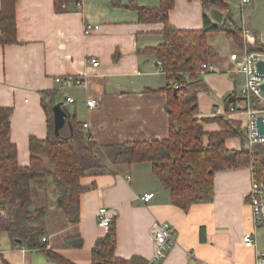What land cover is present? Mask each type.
<instances>
[{"label": "crops", "instance_id": "crops-1", "mask_svg": "<svg viewBox=\"0 0 264 264\" xmlns=\"http://www.w3.org/2000/svg\"><path fill=\"white\" fill-rule=\"evenodd\" d=\"M132 0H18L16 3L17 43L0 45V106L10 107V136L18 152V163L28 165V137L44 138L46 114L41 93H56L69 114L75 115L100 145L161 140L168 136L166 85L157 59L142 50L161 43L163 24L140 23ZM138 6L157 7L159 0H134ZM204 7L201 0H175L168 21L179 29H200ZM90 25L89 32L84 28ZM214 32L208 33V35ZM224 34L223 32H221ZM228 38V37H227ZM229 52L210 59L215 71L202 73L208 91L198 93L197 118L224 116L245 122L243 113H229L227 104L239 88L243 75L230 72ZM90 57L98 61L90 65ZM81 76L87 88L67 86L57 76ZM73 102L64 101V97ZM88 98L98 106L89 109ZM227 98H229L227 100ZM205 131L218 129L215 121L203 125ZM225 145L242 147L239 137H229ZM79 198L80 221L69 226L62 213L50 205L47 183L32 181L46 199L42 225L53 251L75 264H90L91 249L106 234L99 225L98 210L105 207L115 219V255L123 259L143 258L147 264H253L255 250L245 247L242 235L251 230L246 194L250 187L248 167L228 168L214 173V195L210 201L194 203L187 211L171 204L168 189L152 173L149 162L114 166L113 171L86 175ZM152 193L147 201L142 195ZM48 197V198H47ZM48 199V200H47ZM32 207V205H31ZM33 209V208H31ZM174 228V243L154 259L156 247L151 236L154 222ZM80 234L81 248L67 244V237ZM0 264H52L44 253L14 245L0 233Z\"/></svg>", "mask_w": 264, "mask_h": 264}, {"label": "trees", "instance_id": "trees-1", "mask_svg": "<svg viewBox=\"0 0 264 264\" xmlns=\"http://www.w3.org/2000/svg\"><path fill=\"white\" fill-rule=\"evenodd\" d=\"M17 1L0 0V45L17 43ZM110 1L115 6L120 5V0ZM174 1L159 0L157 7H149L138 6L132 0L129 5L137 10L140 23L163 24L161 43L143 49L142 53L153 55L165 75L166 85L160 90L167 95V138L100 145L82 131L75 115L69 113L71 132L65 125L57 137L53 134L51 111L56 93L43 91L40 100L46 114L47 134L44 138L28 137L29 163L20 165L16 145L10 136L12 109L0 106V233H5L14 245L40 251L52 264H75L53 251L48 241L42 242L45 228L41 222L47 206L31 209L32 181L49 184L50 205L62 213L67 225L76 226L80 221L79 198L85 189L81 179L86 175L111 172L114 166L149 162L152 173L168 189L171 204L187 211L194 203L212 199L215 172L249 166L251 154L238 121L224 116L196 117L198 93L208 91L199 65L216 55L207 41V34L223 32L238 47H243L242 28L229 13L218 26L203 16L200 29L176 28L168 21ZM201 2L204 9L213 4L221 11H229L225 0ZM60 4L61 0H54L57 12L62 10ZM248 49L264 50V46L256 43ZM210 121L217 122V130H204L203 125ZM229 137H239L242 147L239 150L228 148L225 140ZM257 166H264L263 156ZM66 240L73 248L83 245L80 234L68 236ZM115 247L116 226L115 219L111 218L106 234L91 249L90 264H147L141 257L123 259L116 256Z\"/></svg>", "mask_w": 264, "mask_h": 264}, {"label": "built area", "instance_id": "built-area-1", "mask_svg": "<svg viewBox=\"0 0 264 264\" xmlns=\"http://www.w3.org/2000/svg\"><path fill=\"white\" fill-rule=\"evenodd\" d=\"M250 0H240L241 12L244 6ZM90 25L84 28L85 33L89 32ZM244 37L243 47H238L229 55L230 72L232 74L243 75V80L239 88L233 93L232 99L227 104L229 113H243L245 122L240 126L246 147L251 154L250 164V187L246 194V202L250 209V218L252 228L242 235V243L245 247L256 248L257 237L256 230L259 227L264 228V166H257V161L260 156L264 158V134L258 133L257 120L262 119V127L264 129V90L260 87L264 84V71L258 72L256 64L259 61L264 62V50H249V46L260 43L264 46V37H257L247 29H242ZM92 67H97L98 61L95 58L89 59ZM160 65V62H158ZM200 69L204 73L215 71V67L210 61L203 62ZM84 75L81 76H57L55 81L62 88L67 86H82L87 88L88 84ZM174 83V82H173ZM64 101L73 102V98L65 96ZM86 105L89 109L98 106V101L95 98H88ZM87 123H83L82 127L86 128ZM152 193L142 195L141 199L147 201L152 197ZM97 219L100 226L108 230L111 217L108 216V211L105 207H101L97 213ZM151 236L156 247L154 259H159L163 256V250L168 249L174 243V228L167 222L156 221L151 226ZM42 242L48 241L46 237L41 238ZM201 264H209L202 262ZM253 264H264V249L255 250Z\"/></svg>", "mask_w": 264, "mask_h": 264}, {"label": "rangeland", "instance_id": "rangeland-1", "mask_svg": "<svg viewBox=\"0 0 264 264\" xmlns=\"http://www.w3.org/2000/svg\"><path fill=\"white\" fill-rule=\"evenodd\" d=\"M224 3L228 5L229 11L227 9L223 10V17L229 13L239 27L249 30V32L256 35L258 38L264 37V0H250V2L244 6L242 12L239 6L240 0H225ZM207 37L209 43L222 54H227L230 50V46H233L230 40L221 32H214ZM44 204H46V199L42 196V192L39 191L38 187H32L31 208L36 209ZM41 223H43V220ZM256 237L258 246L264 248L263 227L257 228Z\"/></svg>", "mask_w": 264, "mask_h": 264}, {"label": "water", "instance_id": "water-1", "mask_svg": "<svg viewBox=\"0 0 264 264\" xmlns=\"http://www.w3.org/2000/svg\"><path fill=\"white\" fill-rule=\"evenodd\" d=\"M203 15L207 17V19L214 25L218 26L221 24L224 13L217 8L213 4H208L207 7L204 9ZM256 70L258 72L264 71V62L259 61L256 64ZM264 90V84L260 86ZM176 92V88L173 89V93ZM52 119H53V134L55 136L60 135V131L63 129V127L66 125L71 132V123L69 120V114L67 110L64 108V104L62 101L56 102L52 107ZM257 127H258V133L264 134V129L262 127V119L261 117L257 120Z\"/></svg>", "mask_w": 264, "mask_h": 264}]
</instances>
